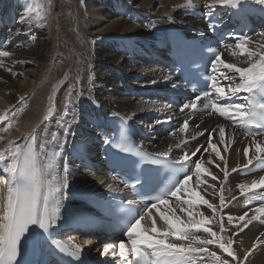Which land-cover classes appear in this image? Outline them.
Returning a JSON list of instances; mask_svg holds the SVG:
<instances>
[{"label": "bare ground", "instance_id": "bare-ground-1", "mask_svg": "<svg viewBox=\"0 0 264 264\" xmlns=\"http://www.w3.org/2000/svg\"><path fill=\"white\" fill-rule=\"evenodd\" d=\"M45 2V10L53 17L54 11L51 13L48 8H51L54 2L61 23L65 24L63 31L75 44L74 55L86 52L92 43V55L88 59L90 67L86 71V67H81L79 61L76 64L77 69H81L78 72L83 83V88L79 91L80 98L76 99L79 105L76 106L68 89L67 94L63 93L66 102L62 108L63 112L59 110L60 106L57 107L58 102H55L53 113L51 115L48 113L45 118L46 114L43 113L46 112H44L46 105L44 106L43 94L48 88L35 93V86L45 81L38 73L43 71V66L46 67L43 62L49 58L50 43L44 39L45 32L39 27L40 15L34 11L33 4L29 5L26 0H9L2 6L3 9L0 8V33L3 24L8 27L7 29L9 26L11 29L13 27L7 35L5 30L7 42L0 47V104L3 103V106L9 109L27 92L32 93L24 110L25 115L18 120L17 114H13L11 128L5 127V131L0 132L1 150L13 146L19 136H22L23 141L17 147L13 146V151H10L14 154L12 161L8 163L4 157L0 158V171L3 169L8 176V182L5 183L8 188L14 183L21 152L32 140L36 141L33 136L38 129H35L34 122L43 116L41 125L43 134L48 133L53 137L44 138V142L37 150L39 142L36 141L37 143L32 146V155L43 186L42 196L47 187L51 188L50 224L58 226L63 211L77 205L73 200L75 191L98 192L111 186L109 179H103L104 173L97 175L87 172L83 162L88 160L94 165L98 164L100 146L108 139L107 123L113 117H123L127 122L134 123V128L141 133L135 119L138 120L147 111L146 114H149L152 124H149L151 130L145 133L153 141L150 146L153 151L164 155L175 154L181 159L174 147L182 142L186 143L187 139L196 138L194 143L188 141L186 144L192 151L188 152L189 155L192 156L198 151V158H194L193 162L196 160L200 162L194 169L191 179L179 187L177 202L167 201L158 212L147 214L141 225L135 228L137 235L131 242L155 237L162 241L166 248L191 252L192 258L198 259L205 254L208 259L203 264H264V202L260 197L262 196L260 194H264V190L260 189L264 186V171L244 172L264 149V138L243 136L216 117L188 120L179 126L178 131L172 136L162 137L156 134L157 123L153 119L157 103L152 100L144 102L145 92L161 91L163 84L172 81L171 75L146 64L148 50L156 47L168 28L183 32L200 25L187 14L182 15V11L209 13L222 7L225 12H230V18L245 12H248L251 18L255 16L259 18L261 34L247 41L241 40L220 57L219 67L224 68L225 74H229L232 80H239L238 84L229 85L223 94L246 89L250 83L264 76V0H96L94 4H82L79 0L78 7L82 10L79 13L77 11L73 18L69 10L73 1L45 0ZM71 19L73 22L75 19L77 30L86 31L89 43L72 30L67 32V25L70 26ZM54 32V29L49 28L48 37L57 44ZM56 44L53 52L58 57V49L61 52L66 50L65 45ZM58 52L60 54V51ZM126 62L130 66V71L120 73L118 68ZM62 65L63 63L60 65L61 69L53 66L59 71L55 83L65 74L67 76L76 74L70 63ZM25 66L31 70L26 68L27 70L23 72L22 68ZM31 78L35 79L34 83L31 82ZM129 82L134 86H130ZM215 91L218 92L219 89ZM160 108L166 110L162 105ZM1 109L0 121L4 117ZM131 109L138 112L133 113ZM55 115L58 119L53 126L52 117ZM152 125L154 127H151ZM12 127H17L18 131L10 132L12 137H6L9 134L8 129ZM50 146L54 155L52 161L46 150ZM67 146L68 151L65 154L69 159L67 170H64L62 166ZM48 157L50 165L44 163ZM48 170L52 171L51 176ZM247 190L257 191L244 195ZM15 195V186L10 188L9 192L0 194V200L3 202L0 215V252L6 245L9 234ZM254 204L259 207L253 208L251 205ZM257 219L260 220L259 223ZM183 234H186L187 239H184ZM72 241L83 252H89L90 244L83 243L82 246L77 239ZM91 256L96 259L99 255L92 252Z\"/></svg>", "mask_w": 264, "mask_h": 264}, {"label": "rangeland", "instance_id": "rangeland-1", "mask_svg": "<svg viewBox=\"0 0 264 264\" xmlns=\"http://www.w3.org/2000/svg\"><path fill=\"white\" fill-rule=\"evenodd\" d=\"M8 1L9 0H0V8L3 9L4 7H2V6L5 5L6 3H8ZM26 1L29 2V5H31V6L33 4V7H35L34 8V11H36V14L37 15L38 14L40 15L39 16V19H40V24H39L40 26L39 27H41L43 29V32H45L44 39L46 41H49L50 42L48 44V48H49V53L48 54H49V58L50 59L48 58L46 61L43 62V64L46 67L43 66V71L40 72V73H38V75L41 76V77H43V79H45V81L42 84H40V85L37 84L35 86V93L40 92V90H42L44 88H48L47 91L43 94V97H44V106L46 105V109L44 110V112L45 111L46 112L43 113V114H46L44 116L46 118L48 116V113L50 115L53 113L52 112V109L55 108L54 107V105H55L54 103L55 102H58L59 105H57V107L59 108V106H60L59 110L61 112H63L62 111V108L66 105V102H65V99H64L63 95L64 94H67L69 91L71 92L72 99L75 101L76 106L79 105V102L76 99L78 97L80 98V92L79 91H80L81 88H83V86H82L83 83L80 81V78H79V72H80L81 69L80 68L77 69L76 64L79 61L81 67H86V71L88 70V68L90 67V62H89L88 59H89L90 55H92V52H91V50H92L91 49L92 43L90 44L91 45L90 46V49L88 48L87 51L84 52L85 54L82 52L81 55H79V54L74 55L73 48L75 47V44L71 41V38H69L67 36V33H64L63 26L65 24L61 23V19H60L59 15H58V10L55 9L54 2H53L52 7L51 8H48L51 11V13H53V11H54L55 14H54V17H53V16H51L52 14H49V12L47 10H45V7H44L45 6V3H46L45 0H26ZM71 1L75 2V3L72 2V6L69 8V10L72 12V18H73L74 15L77 13V11L79 13V11H81L82 9H81V7H78L79 6V4H78L79 3V0H77V4H76V0H71ZM95 1L96 0H81V3L82 4H84V3H90V4L92 3V4H94ZM1 9H0V11H1ZM37 21H38V18H37ZM75 23H76L75 19H74V22L71 19V24L72 25L71 24H70V26L67 25L68 26L67 32L69 30H72L79 37L85 38L87 40L86 43H89L90 40L87 37L86 31L84 29L83 30H77ZM82 24H83V26H85V24L83 22H82ZM49 28H52V29L55 30L54 33H55V39L57 41V44H63V45H65V50H66V51L64 50L65 52H61V50L58 49V51H60V54L57 51V53L59 55L58 57L55 56V54L53 52V50L55 49V44L56 43H55L54 40H52V39H50L48 37V30H49ZM5 29H7V27ZM6 35H7V32H6ZM9 37H10V34H9ZM85 39H84V41H85ZM73 55H74V57H73ZM62 63H63L62 66L66 65V64L68 65V63H70V66L74 68L76 74L69 75L70 77L65 74V76H63L62 78H60L61 79L59 81L60 83L56 81V83H57L56 84L55 83V80H56V77L58 76V73H59V71L56 68L61 69L60 65ZM53 66H55L56 68L55 67L53 68ZM26 68H27V66H25L24 68H22L23 69V72H24V70H27V69H30L31 70V68H27V69ZM131 68H132V66H131ZM118 71L120 73H126V72L130 71V66H128V63L127 64L123 63L120 66V68H118ZM87 74H88V76L90 78L89 71L87 72ZM34 81H35V79H32L31 78V82L34 83ZM130 86H134V85L131 84ZM68 89H69V91H68ZM31 95H32V93H30V92L28 93L27 92L26 95H23L21 97V99L18 102H16L15 104H13L12 107L9 108V109H6L3 106V103L0 104V108H2L1 109L2 111L1 112L3 113L2 116H4L3 117V120L0 121V132L2 130L5 131V127L6 128L7 127L9 128L11 126V123L13 121V120L11 121V119L13 118V114H17L16 117H17L18 120L22 118L21 116H24L25 115L26 112H24V110L27 107V103H28V100L30 99V96ZM60 99L63 100L64 102L61 101ZM59 100H60V103H59ZM144 102H146V101L144 100ZM157 105L155 106V108L158 107ZM20 108H22V109H20ZM157 110L158 111H161L160 109H157ZM131 112L137 113L138 110H132L131 109ZM145 112H147V111H145ZM155 113L157 114L156 109H155ZM143 114L145 115V113H143ZM56 115L54 117H52L53 118V121H54V122H52V125L53 126L55 124V121L57 122V120H56V119H58L57 116H59V115H57V116ZM142 116H140L139 119H142L143 118ZM42 117L43 116H41L40 118L36 119L35 122H34V126L36 127L35 129H38V131L36 132V134L33 137H35L36 138V141L39 142L38 146H36V150L39 149L40 145H42V143L44 142V138L47 137L48 139H51L53 137V136L49 135L48 133L43 134L42 127H41V125L43 124V118ZM55 117H57V118H55ZM78 118H80V113H78ZM147 121L150 122V118H149L148 115H147ZM135 122H137L136 119H135ZM77 123H78V121L75 124H77ZM150 124H152V122H150ZM13 127H12V129H8L9 134L6 137H12V135H10V132L13 133V132H17L18 131L16 129L17 127H15V128H13ZM151 127H154V125H152ZM149 130H151V128H149ZM53 131H51V132H53ZM21 138H22V136H19L17 139L15 138L16 141L12 145L14 147H17L18 145H20L23 142ZM13 146H10L11 148L10 147H4L2 149L3 151L0 149V154H1L0 155V158L4 157V159L7 160L8 163H9V161H12V159L14 158V156H13L14 154H12L13 152H10L13 149ZM68 146L66 147V150H65L64 154L65 153L67 154ZM46 150L48 151V155L49 156L51 155V161H52V159L54 158L52 147L51 146L50 147H47ZM66 154H65V159H64L65 160L64 161V165L62 166V168L64 170H67L66 168H67V163H68V159H69V157L68 158L66 157ZM35 155H36V157L39 155V150H38V155H37L36 152H35ZM70 156H71V154H70ZM39 157H40V155L38 156V159H39ZM49 161H50V158L48 157L47 160H44V163L47 164V163H49ZM50 163L48 165H50ZM48 174H49V176H51L52 175V171L51 170H48ZM48 174L46 175L47 178H48ZM65 177H67V176H65ZM7 178H8V176L5 174V172L2 169V171L0 172V194H2V195L5 193V191H8L9 192L10 191V188L12 189V187L8 188V186L6 185L7 182H8V179ZM260 189L264 190V186L263 187H260ZM260 189H257V190H260ZM257 190H252V191L251 190H247L244 193V195L246 193L253 194ZM260 195H264V194H260ZM241 197H239V200L238 201L241 200ZM249 201H252V200H249ZM2 203H3L2 200H0V215H1V210L3 208V204ZM251 206L253 208L259 207L258 205H255V204L254 205H251ZM257 222L259 223L260 220L257 219ZM247 226H249V224ZM247 226H245V228H247ZM224 229H226V228H224ZM74 238H76V237H74ZM222 239H223V237H222ZM218 241H219V239H218ZM198 249L201 250V248H197V250ZM222 249H226V248L225 247H222ZM222 252H226V251H222Z\"/></svg>", "mask_w": 264, "mask_h": 264}]
</instances>
